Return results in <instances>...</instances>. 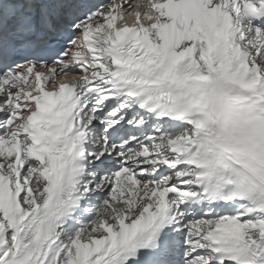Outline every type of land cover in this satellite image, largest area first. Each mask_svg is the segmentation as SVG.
Wrapping results in <instances>:
<instances>
[{"label": "snow or ice", "instance_id": "snow-or-ice-1", "mask_svg": "<svg viewBox=\"0 0 264 264\" xmlns=\"http://www.w3.org/2000/svg\"><path fill=\"white\" fill-rule=\"evenodd\" d=\"M0 264H264V0H0Z\"/></svg>", "mask_w": 264, "mask_h": 264}]
</instances>
